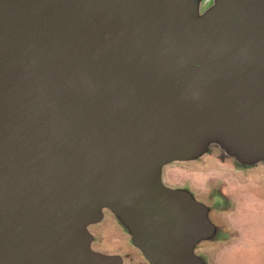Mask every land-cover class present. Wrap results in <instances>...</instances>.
Instances as JSON below:
<instances>
[{"label": "water", "instance_id": "1", "mask_svg": "<svg viewBox=\"0 0 264 264\" xmlns=\"http://www.w3.org/2000/svg\"><path fill=\"white\" fill-rule=\"evenodd\" d=\"M204 156L264 169V0H0V264H211Z\"/></svg>", "mask_w": 264, "mask_h": 264}, {"label": "rangeland", "instance_id": "2", "mask_svg": "<svg viewBox=\"0 0 264 264\" xmlns=\"http://www.w3.org/2000/svg\"><path fill=\"white\" fill-rule=\"evenodd\" d=\"M248 172H236L212 156L165 168L168 183L189 185L199 196L208 194L211 198L219 190L228 196L229 210L224 219L229 233L212 249L207 245L199 248L208 253L211 264H264V169ZM103 223L92 227L97 237L95 247L107 244L105 251L120 247L124 251L126 240L120 227L108 218Z\"/></svg>", "mask_w": 264, "mask_h": 264}]
</instances>
